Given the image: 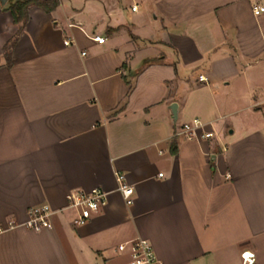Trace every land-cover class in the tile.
<instances>
[{
	"label": "crops",
	"instance_id": "crops-1",
	"mask_svg": "<svg viewBox=\"0 0 264 264\" xmlns=\"http://www.w3.org/2000/svg\"><path fill=\"white\" fill-rule=\"evenodd\" d=\"M14 1L0 2V264H127L118 246L138 237L164 264L247 249L264 264V0H58L24 24ZM194 119L198 137L175 136ZM95 187L106 205L75 226L68 194ZM44 204L52 227H26Z\"/></svg>",
	"mask_w": 264,
	"mask_h": 264
},
{
	"label": "built area",
	"instance_id": "built-area-1",
	"mask_svg": "<svg viewBox=\"0 0 264 264\" xmlns=\"http://www.w3.org/2000/svg\"><path fill=\"white\" fill-rule=\"evenodd\" d=\"M253 12L259 15L264 12V5L256 4ZM72 26V24H70ZM94 40L103 42V37H94ZM71 40L66 39L65 44H71ZM200 80H205L203 75L199 76ZM205 124L199 119L186 122L175 131V136L183 135L188 139L198 137L199 132L204 131ZM203 137H210V133L202 134ZM161 175V173H160ZM120 190L128 204L133 202V188L125 183L124 175L119 174ZM68 206L77 210L78 216L73 220L75 226L85 224L95 213H97L107 203V192L101 188L95 187L89 191H72L68 194ZM53 211L48 204L32 207L29 210V217L24 225L33 230H42L52 227L51 216ZM4 230V226H0V231ZM118 251L127 253L129 261L127 264H164L156 255L154 247L148 239L135 238L118 246ZM241 264H257L256 255L251 250H243L240 254Z\"/></svg>",
	"mask_w": 264,
	"mask_h": 264
},
{
	"label": "trees",
	"instance_id": "trees-1",
	"mask_svg": "<svg viewBox=\"0 0 264 264\" xmlns=\"http://www.w3.org/2000/svg\"><path fill=\"white\" fill-rule=\"evenodd\" d=\"M58 2V0H16L7 9L11 12L15 24H24L28 19V8L31 5H39L47 11H51L58 5ZM14 43L15 39L6 45L7 55Z\"/></svg>",
	"mask_w": 264,
	"mask_h": 264
},
{
	"label": "water",
	"instance_id": "water-1",
	"mask_svg": "<svg viewBox=\"0 0 264 264\" xmlns=\"http://www.w3.org/2000/svg\"><path fill=\"white\" fill-rule=\"evenodd\" d=\"M7 0H0V2L1 3H5ZM171 109H172V112H173V114H174V117L176 118V113H177V105L176 104H173L172 105V107H171Z\"/></svg>",
	"mask_w": 264,
	"mask_h": 264
}]
</instances>
